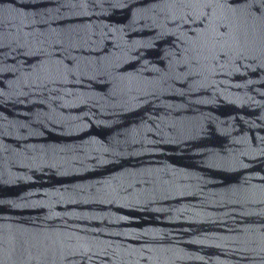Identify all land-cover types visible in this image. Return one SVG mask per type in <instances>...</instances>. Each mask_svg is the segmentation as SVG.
<instances>
[{"label": "water", "instance_id": "95a60500", "mask_svg": "<svg viewBox=\"0 0 264 264\" xmlns=\"http://www.w3.org/2000/svg\"><path fill=\"white\" fill-rule=\"evenodd\" d=\"M0 264H264V0H0Z\"/></svg>", "mask_w": 264, "mask_h": 264}]
</instances>
